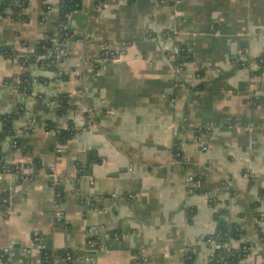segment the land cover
<instances>
[{
  "label": "crops",
  "instance_id": "1",
  "mask_svg": "<svg viewBox=\"0 0 264 264\" xmlns=\"http://www.w3.org/2000/svg\"><path fill=\"white\" fill-rule=\"evenodd\" d=\"M95 2L70 14L79 37L58 73L19 58L54 28L60 0H29L26 22L0 15V47L20 55L0 56V133L2 117L24 108L13 124L20 147L8 135L3 149L32 175L0 173V264H41L42 248L52 264H185L189 249L208 264L217 207L247 230L241 264H264L253 208L264 215V0H106L94 13ZM178 42L192 53L183 68ZM27 71L31 94L6 81Z\"/></svg>",
  "mask_w": 264,
  "mask_h": 264
},
{
  "label": "trees",
  "instance_id": "2",
  "mask_svg": "<svg viewBox=\"0 0 264 264\" xmlns=\"http://www.w3.org/2000/svg\"><path fill=\"white\" fill-rule=\"evenodd\" d=\"M83 0H60V17L53 29L46 32L44 38L36 45L35 52L31 56L20 57V61L24 67L28 68L32 65L43 67L47 70L55 72L60 71V59L58 57V49L62 47L67 48V43L74 36L79 37L78 34L72 30L69 26L68 20L70 14L76 10ZM106 0H96L95 12ZM29 0H0V15L11 17L15 20L26 22L28 16L26 9L28 8ZM178 51L174 53L176 64L183 68L187 62L191 60V51L187 44L178 42ZM0 56L18 58L20 55L17 51L11 47H0ZM62 59V61H64ZM63 75V74H62ZM36 80L32 76L30 71L24 72L18 76H12L6 78L9 84H14L18 91L25 94H31L33 92V83ZM70 98L66 95H60L54 99L57 103V112L60 115H64L71 108L69 103ZM24 114V108L19 104L12 112L5 114L2 117V123L4 132L0 133V173L12 172L18 176L19 181L32 178V175L24 172V165L12 163L6 155L3 149V141L8 136L10 138V145L12 147H20V143L17 140L14 129V121ZM48 127L52 128L54 125L51 122H47ZM76 128L73 125L66 129L58 130V142L65 145L75 134ZM199 132L196 130L195 136H198ZM16 141V144L14 143ZM174 153L177 158L183 161V157L180 154L178 148L174 149ZM198 181V178L194 179ZM55 189L59 192V184L55 185ZM195 191H202V186H194L192 188ZM8 193L0 195V206L2 208V214L7 215L9 208ZM213 206H216V201L212 200ZM258 203L253 205L254 214L258 222L264 220L263 213L257 211ZM214 219L216 221V230L213 234L205 237V241L209 243L212 248V252L209 257L208 264H241L248 254L252 250V244L246 239L247 230L239 223L232 220L229 210L226 207H217L214 213ZM256 230L260 237L264 239V231L261 226L256 224ZM37 243L41 247L40 241ZM42 248V247H41ZM65 254V252H63ZM41 264H52L50 253L42 248ZM195 256L192 249L186 252L185 264H195Z\"/></svg>",
  "mask_w": 264,
  "mask_h": 264
},
{
  "label": "built area",
  "instance_id": "3",
  "mask_svg": "<svg viewBox=\"0 0 264 264\" xmlns=\"http://www.w3.org/2000/svg\"><path fill=\"white\" fill-rule=\"evenodd\" d=\"M177 51H178V47H176L175 53ZM67 56H68V51H67L66 47H62V48L58 49V57L61 60L60 64L63 63L62 59H64V58L66 59ZM197 130H198L199 134H198V136H195V140L201 146V148L203 150H207L208 146H207L206 141H205V138H206L205 130L202 126L197 128ZM14 143L16 144V141ZM47 176H48V179L51 181L53 187H55V185H57V184H60L61 176L58 173V171L56 170V168H54V167L50 168V171L48 172ZM191 182L194 186H200V183H201L199 180L195 181L194 178L193 179L191 178ZM34 240L36 242L39 241V234L37 232L34 233ZM87 241L89 244H93V239L91 238V236L88 238Z\"/></svg>",
  "mask_w": 264,
  "mask_h": 264
}]
</instances>
